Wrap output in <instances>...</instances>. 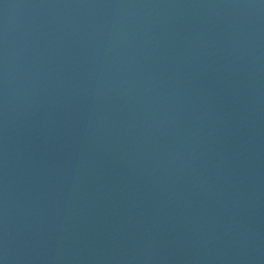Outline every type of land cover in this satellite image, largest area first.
<instances>
[{"label": "water", "instance_id": "obj_1", "mask_svg": "<svg viewBox=\"0 0 264 264\" xmlns=\"http://www.w3.org/2000/svg\"><path fill=\"white\" fill-rule=\"evenodd\" d=\"M0 264H264V0H0Z\"/></svg>", "mask_w": 264, "mask_h": 264}]
</instances>
